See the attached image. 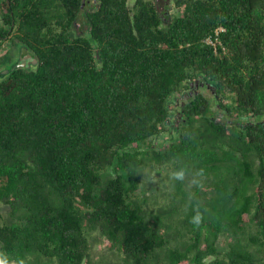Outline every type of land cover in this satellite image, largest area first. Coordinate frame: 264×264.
Masks as SVG:
<instances>
[{
  "label": "trees",
  "instance_id": "trees-1",
  "mask_svg": "<svg viewBox=\"0 0 264 264\" xmlns=\"http://www.w3.org/2000/svg\"><path fill=\"white\" fill-rule=\"evenodd\" d=\"M171 8L0 0V264H264V0Z\"/></svg>",
  "mask_w": 264,
  "mask_h": 264
},
{
  "label": "rangeland",
  "instance_id": "rangeland-1",
  "mask_svg": "<svg viewBox=\"0 0 264 264\" xmlns=\"http://www.w3.org/2000/svg\"><path fill=\"white\" fill-rule=\"evenodd\" d=\"M157 1V5L159 7V9H163L164 8V12L166 13H172L174 10L171 8V0H166L168 1V4H166L165 0H156ZM94 0H84V4L87 5H91L93 4ZM166 4V5H165ZM3 49H7L9 51H12V54L15 52L16 54L19 53L18 50H14V46L10 45V43H6ZM5 51V50H4ZM16 56V55H14ZM197 93H202L203 95H205L206 97H208L211 101V108H210V113L209 115H214L216 114L217 118H225V113L222 112L215 103V96H214V89L213 86L209 83H206L204 81H195V82H191L189 83V88L180 93L177 94V105H183L185 104V102H187L189 99L193 98V96H195V94ZM173 106L175 107V103L173 104ZM244 122L240 124H251L254 122L260 123L264 126V113L263 114H245V117L242 119ZM165 138H167V134L165 133L164 135ZM163 137V139H164ZM161 139V140H163ZM154 143L158 141V138H154L152 140ZM164 169L162 170H156L155 168H149L144 172V182L145 183L142 187V190H144V192H142L141 197H145L147 199V197L151 198L149 200H147L146 206L148 207V209L150 208H155L157 205L156 202H158L159 204H162L164 202V198L162 196H160V192L161 189L163 188V184L160 183L157 180V176L159 173L163 172ZM158 171V172H157ZM163 174V173H161ZM147 181H152L156 184V186L154 188H150L146 183ZM167 182V180H166ZM165 184V183H164ZM168 185V184H167ZM0 209L1 211L5 214L6 213V209L5 206L0 203ZM98 237H100L96 232L91 233V238H92V250H91V264H109V262H113L115 261L116 257L114 255V250H110L108 248V242L105 238L101 237L98 239ZM219 244L221 246V249L224 248V238H220L219 239Z\"/></svg>",
  "mask_w": 264,
  "mask_h": 264
},
{
  "label": "flooded vegetation",
  "instance_id": "flooded-vegetation-1",
  "mask_svg": "<svg viewBox=\"0 0 264 264\" xmlns=\"http://www.w3.org/2000/svg\"><path fill=\"white\" fill-rule=\"evenodd\" d=\"M17 57L21 59V61H22L21 64L23 66L24 65L28 66L29 64L30 65L34 64V59L33 58H32L33 60L30 59L31 58L30 54H22V55L21 54H17ZM16 58H14V59H16ZM25 58H27V60Z\"/></svg>",
  "mask_w": 264,
  "mask_h": 264
},
{
  "label": "built area",
  "instance_id": "built-area-1",
  "mask_svg": "<svg viewBox=\"0 0 264 264\" xmlns=\"http://www.w3.org/2000/svg\"><path fill=\"white\" fill-rule=\"evenodd\" d=\"M223 30H224V29H223L222 27H219L218 29L215 30V35L217 36L218 33H219L220 31H223ZM206 42H207L208 44H211V45L214 47V49H215L216 44H220V41H219L217 38H215L214 40H212L210 37H208V38L206 39Z\"/></svg>",
  "mask_w": 264,
  "mask_h": 264
},
{
  "label": "water",
  "instance_id": "water-1",
  "mask_svg": "<svg viewBox=\"0 0 264 264\" xmlns=\"http://www.w3.org/2000/svg\"><path fill=\"white\" fill-rule=\"evenodd\" d=\"M5 73H6V72H5ZM5 73H3V74L1 73L0 75H2V76H3V75H5Z\"/></svg>",
  "mask_w": 264,
  "mask_h": 264
}]
</instances>
